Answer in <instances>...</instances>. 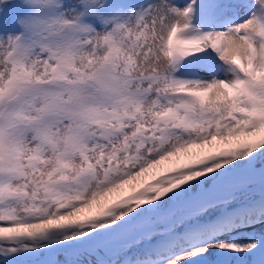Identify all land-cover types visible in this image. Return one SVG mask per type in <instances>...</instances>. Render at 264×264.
Listing matches in <instances>:
<instances>
[{"label": "snow or ice", "instance_id": "obj_1", "mask_svg": "<svg viewBox=\"0 0 264 264\" xmlns=\"http://www.w3.org/2000/svg\"><path fill=\"white\" fill-rule=\"evenodd\" d=\"M22 260L264 264V0H0V264Z\"/></svg>", "mask_w": 264, "mask_h": 264}, {"label": "rangeland", "instance_id": "obj_2", "mask_svg": "<svg viewBox=\"0 0 264 264\" xmlns=\"http://www.w3.org/2000/svg\"><path fill=\"white\" fill-rule=\"evenodd\" d=\"M135 2H137V0H129L128 1V3H135ZM177 2L178 3H182V2H184V0H177ZM222 146H228V145H222ZM163 167V166H162ZM155 171V170H154ZM100 208H101V204H94L93 206H92V208H90V209H85L84 210V212L81 214V216H85V215H87L88 213H90V212H95V211H98V210H100Z\"/></svg>", "mask_w": 264, "mask_h": 264}, {"label": "trees", "instance_id": "obj_3", "mask_svg": "<svg viewBox=\"0 0 264 264\" xmlns=\"http://www.w3.org/2000/svg\"><path fill=\"white\" fill-rule=\"evenodd\" d=\"M20 264H24L23 260L20 262Z\"/></svg>", "mask_w": 264, "mask_h": 264}]
</instances>
